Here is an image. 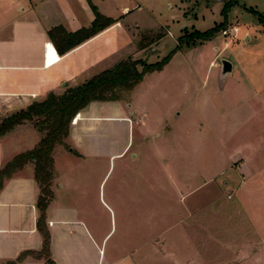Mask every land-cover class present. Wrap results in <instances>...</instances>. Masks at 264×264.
I'll return each instance as SVG.
<instances>
[{
	"label": "rangeland",
	"instance_id": "obj_1",
	"mask_svg": "<svg viewBox=\"0 0 264 264\" xmlns=\"http://www.w3.org/2000/svg\"><path fill=\"white\" fill-rule=\"evenodd\" d=\"M12 1L22 7L26 0ZM132 1L141 8L128 18L134 36L126 47L128 58L155 64L185 30L205 32L222 23L227 0ZM237 2L211 41L179 49L132 94L120 93L125 106L141 104L146 121L132 120L126 129L129 150L86 168L98 184V223L115 230L109 250L122 234L128 249H143L146 238L160 229L171 237L178 216L193 240L188 264H264V21L249 12L264 16V0ZM57 57L48 43L46 62ZM223 59L233 69L220 82ZM20 126L34 129L41 139L34 123ZM67 138L54 148L63 151L57 149L55 156L59 172L76 160Z\"/></svg>",
	"mask_w": 264,
	"mask_h": 264
},
{
	"label": "crops",
	"instance_id": "obj_2",
	"mask_svg": "<svg viewBox=\"0 0 264 264\" xmlns=\"http://www.w3.org/2000/svg\"><path fill=\"white\" fill-rule=\"evenodd\" d=\"M26 1L21 7L12 0L9 4L0 0V120L45 100L50 93L59 95L79 86L128 59L132 54L126 47L134 41L127 29L128 18L141 8L132 0H91L112 25L62 56L56 52L57 60L48 64L46 47L50 43L54 48L48 32L57 27L67 33L89 28L94 15L86 0ZM122 99L90 103L83 110L84 120L71 125L67 140L73 147L68 148L69 152L76 158L72 166L57 171L55 156L59 148L53 150L52 199L44 221L49 235L47 257L40 255L43 238L36 228L40 189L33 163L4 180L0 190V264L189 263L193 240L178 216L171 237L166 238L167 232L160 229L154 237L146 238L143 249L140 245L128 249L130 242L122 234V240L108 249V238L115 230L104 229L98 223V184L93 182L92 169L86 168L94 161L113 159L129 150L132 146L124 142L123 136L134 125L132 120L145 117L146 121V111L139 102L125 106ZM39 141L34 129L20 125L1 137L0 170L15 155L34 149ZM78 170L85 172L76 174ZM115 209L121 212L120 206ZM188 211L185 208L184 213ZM126 229L130 230L129 225ZM183 249L188 253H182Z\"/></svg>",
	"mask_w": 264,
	"mask_h": 264
},
{
	"label": "trees",
	"instance_id": "obj_3",
	"mask_svg": "<svg viewBox=\"0 0 264 264\" xmlns=\"http://www.w3.org/2000/svg\"><path fill=\"white\" fill-rule=\"evenodd\" d=\"M86 1L94 15V20L89 28H82L75 33H67L61 27H57L48 32V37L60 56L99 34L113 23L112 20L98 13L91 0ZM236 5H238L237 0H227L221 9L222 23L212 29L192 33L185 30L183 35L178 38L176 47L155 64H147L128 58L79 86L67 88L59 95L50 93L45 100L33 102L25 109L1 119L0 138L25 122L34 123L36 130L42 134L34 149L17 155L0 170L1 190L5 179L10 178L27 163H33L34 165V178L40 189L36 205L39 213L36 228L43 238V249L40 255L48 256L49 235L44 230V221L45 211L52 199V152L56 145H61L63 140L68 137L71 120L74 118L71 123L74 125L76 120L83 118L85 115L83 110L90 103L120 101L122 91L131 92L142 82L145 75L162 71L179 49L193 46L196 42L206 43L211 41L216 33L225 28L228 15ZM249 12L253 13L259 21H264V16L259 12L254 10H249Z\"/></svg>",
	"mask_w": 264,
	"mask_h": 264
},
{
	"label": "water",
	"instance_id": "obj_4",
	"mask_svg": "<svg viewBox=\"0 0 264 264\" xmlns=\"http://www.w3.org/2000/svg\"><path fill=\"white\" fill-rule=\"evenodd\" d=\"M248 38V37H246ZM232 73V64L231 62L223 59L221 60V68H220V82H223L226 80L227 76L230 75ZM65 85V84H63Z\"/></svg>",
	"mask_w": 264,
	"mask_h": 264
}]
</instances>
